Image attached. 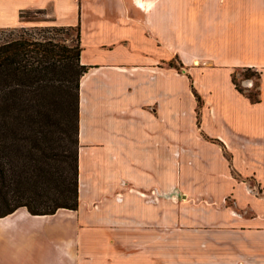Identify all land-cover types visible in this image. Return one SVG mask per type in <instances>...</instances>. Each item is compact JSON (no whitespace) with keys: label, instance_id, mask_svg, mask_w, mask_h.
<instances>
[{"label":"crops","instance_id":"1","mask_svg":"<svg viewBox=\"0 0 264 264\" xmlns=\"http://www.w3.org/2000/svg\"><path fill=\"white\" fill-rule=\"evenodd\" d=\"M39 9L87 67L78 207L0 217V264H264V0H0V28Z\"/></svg>","mask_w":264,"mask_h":264},{"label":"trees","instance_id":"2","mask_svg":"<svg viewBox=\"0 0 264 264\" xmlns=\"http://www.w3.org/2000/svg\"><path fill=\"white\" fill-rule=\"evenodd\" d=\"M36 35L0 28V217L23 206L33 214L78 207L79 85L87 71L80 32L76 45ZM233 79L259 101V81L249 93Z\"/></svg>","mask_w":264,"mask_h":264},{"label":"rangeland","instance_id":"3","mask_svg":"<svg viewBox=\"0 0 264 264\" xmlns=\"http://www.w3.org/2000/svg\"><path fill=\"white\" fill-rule=\"evenodd\" d=\"M26 27L31 29V31L38 33L36 36H41V34H46V36H54L56 40L65 42L68 45H76L78 43V30L76 27H68L61 25H55L53 23L48 10H29L24 13V22L19 27ZM55 26L61 27L60 30H56ZM54 28V29H53ZM52 29L51 32H46V30ZM17 36V35H16ZM177 64V62H175ZM178 66V65H177ZM255 69H239L235 72L237 82L243 87L242 81L246 78H254L255 82H258V76ZM255 73V74H254ZM257 88L253 87L250 92H255ZM258 193V189H255Z\"/></svg>","mask_w":264,"mask_h":264},{"label":"built area","instance_id":"4","mask_svg":"<svg viewBox=\"0 0 264 264\" xmlns=\"http://www.w3.org/2000/svg\"><path fill=\"white\" fill-rule=\"evenodd\" d=\"M242 82V84L245 85V83L247 82L246 78Z\"/></svg>","mask_w":264,"mask_h":264}]
</instances>
